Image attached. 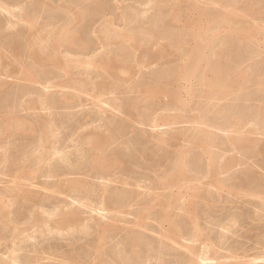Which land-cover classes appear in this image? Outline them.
<instances>
[{
    "label": "bare ground",
    "instance_id": "6f19581e",
    "mask_svg": "<svg viewBox=\"0 0 264 264\" xmlns=\"http://www.w3.org/2000/svg\"><path fill=\"white\" fill-rule=\"evenodd\" d=\"M60 1L59 7L57 1L54 3L56 9L48 8L49 13H61L58 22L53 18L43 25L39 20L49 10L44 12L43 8L44 13L39 14L37 4L29 7L26 0L24 8L17 2L13 5L10 0H0L1 15L11 19H6V26L0 22L2 32L17 27L15 19L25 26L21 35L9 30L14 38L0 42V68L11 67L12 60L6 65L3 62L9 57L21 65L11 73L15 68L8 69L6 80H0V185L4 186L0 188V264H264V176L254 178L260 175L259 170L264 172V162H248L241 178L231 172L244 166L246 161L242 160L247 159L237 157L242 151L264 156V140L257 138H264V74L257 67L259 76L263 74L256 82L259 91L247 95L246 88L253 83L248 69L255 65L242 68L240 53V62L232 66L233 54L229 55L234 39L256 41L258 49L252 48L264 64V24L248 23L261 18L263 0H251L260 6L256 11L249 0L240 9V0H135L136 5L148 9L125 5L124 11L121 6V25L101 0H91L96 5L90 4L93 8L86 10L81 5L89 0H78L82 4ZM47 4L43 1L40 5ZM215 6L221 7L220 11ZM17 7L19 14L13 10ZM150 9L170 20L164 24V16H157L153 23L149 21L151 27H144V18L151 14L141 17L144 24L139 16ZM94 14L98 18L92 16L95 20L89 18L93 22L87 24L86 16ZM162 23L158 34L155 29ZM221 30L226 37L221 35L220 40ZM89 32L97 37L98 44L95 38L92 41L100 49L86 41ZM188 38L193 42L190 46ZM216 42L218 46L212 47ZM19 44L22 52L17 49ZM114 45L118 49L114 52L113 48L112 53ZM250 47L244 53L254 55ZM172 60L176 67L161 68L169 62L174 65ZM154 65L161 70L154 76L148 71L153 82L137 83L139 70L153 69ZM7 79L18 81L13 85L20 90L24 84L40 88L29 87L20 96L15 94L20 90L14 93L18 86L12 90ZM117 84L127 86L124 90L135 97L123 100L125 104L120 102L124 96H116ZM234 93L247 101L243 104L246 107L225 104L226 109L219 108V102L231 101ZM27 95L31 97L24 98ZM258 95L262 98L257 99ZM10 100L21 109L15 110L14 104L9 110ZM248 101L260 105L251 109L256 105L251 103L254 107L248 108ZM89 105L88 112L85 107ZM222 114L225 117L220 122ZM136 125L139 130L141 126L161 132L147 135L148 130L142 128L135 133ZM181 125H191L192 132L188 129L191 133L186 134V127H177ZM167 129L173 132L169 134ZM170 148L176 150L174 159L171 156L172 167L157 173V180L146 178L144 172H151L155 163L159 171L162 169L161 161ZM15 149L17 157L13 158ZM233 152L236 155L226 157ZM139 170H146L143 176ZM229 172L235 177L223 179ZM233 199L242 200L253 210L244 216L249 210L243 211L240 203L242 209L235 207L242 214L227 215L229 208L224 216V207ZM217 208L225 209L222 215ZM216 210L219 219L214 220ZM203 222L212 228L207 231ZM243 227L248 228L244 233H251L245 234L249 237L244 240L256 234L254 245L245 242V247L236 241L242 237ZM89 235L94 240L86 242ZM56 240L66 241L68 247L69 241L71 245L82 242L83 246L76 249V244L69 252Z\"/></svg>",
    "mask_w": 264,
    "mask_h": 264
},
{
    "label": "rangeland",
    "instance_id": "374dc122",
    "mask_svg": "<svg viewBox=\"0 0 264 264\" xmlns=\"http://www.w3.org/2000/svg\"><path fill=\"white\" fill-rule=\"evenodd\" d=\"M10 1H11V3H13V5H14V2H17V3H15V4H18L19 6L22 5L23 8H24V5H25L24 2H25V0H24V2H23L22 0H17V1H15V0H10ZM13 1H14V2H13ZM30 1H31V2H30ZM32 1L35 2V3H33ZM41 1H42V0H41ZM41 1H39V0H37V1H36V0H26L25 3H26V5L29 6V7H31V6H30L31 4H37V6H38L37 8H38L39 11H40V13L38 12L39 14H43L44 12L48 11V10H49V9H48L49 7H50V10H51V7H54L53 9H56V7L61 3L60 0H55V1H54V0H52V1L50 0L51 2H50L49 0H46V1L43 0L46 4L49 2V3L47 4L48 6L46 5L47 7H46V6L44 7V5H40V4L43 2V1H42V2H41ZM47 1H48V2H47ZM53 1H54V3L57 1V2L55 3V5L57 4V6H54ZM58 1H59V2H58ZM68 1H69V2H72V1H73V2H74L75 0H68ZM107 1H108V2H107ZM107 1H106V0H101V1H99V2H104L105 4H104V3H103V4L106 6L105 8L108 9V7H109L108 10H109L111 13L113 12V18H117V19L115 20V22H116L117 20H119V21L121 22V23H120L119 21H117V25H121V24H122V21H121L122 16H121V15H122V13L126 10L127 7H129V6H135V7H137L138 9H140L141 11H145V10H142V9H148V8H146V7H144V6H143V7H139L138 4L136 5V4H135V0H131V1L128 0V2H127V0H125V2H124V0H121L120 3L122 2V4H121V5L119 4L120 6L118 5L119 0H107ZM116 1H118V2H116ZM190 1H191V0H190ZM246 1H247V0H242V2H245V3H241V0H240V3H241V4L239 3V5H237V8H238V9L243 8L245 5H247V3L249 4V2H252V4H254V5H252L254 11H256V10H258V9L260 8V6L258 7L257 4H255L253 1L249 0V1H247V3H246ZM18 2H19V3H18ZM20 2H22V3H20ZM37 2H38V3H37ZM80 2H81V3H80ZM86 2L89 3V4H86ZM110 2H111V3H110ZM114 2H116V4H115ZM133 2H134V4H133ZM187 2H189V0H187ZM30 3H31V4H30ZM51 3H53V4H51ZM58 3H59V4H58ZM75 3H76V4H77V3H78V4H82V1H79V2H78V0H76ZM75 3H74V4H75ZM84 3L86 4L87 8H86V6H84V5H85ZM107 3H108V5H107ZM112 3H113V4H112ZM127 3H128V4H127ZM131 3H132L133 5H132ZM38 4H39V5H38ZM50 4L53 5V6H51ZM61 4H62V3H61ZM61 4H60V5H61ZM83 4H84V5H81L82 7H81V6H80V7L83 8V9H85V10H86V9H89V8L91 7L90 4H92L94 7H95V5H96V4L94 5V3H93L91 0H89V1H84ZM129 4H130V5H129ZM242 4H243L244 6H243ZM263 4H264V0H263ZM49 5H50V6H49ZM60 5H59V6H60ZM116 5H117L118 7H117ZM125 5H126L127 7H125ZM16 6H17V5H16ZM39 6H40V8H39ZM59 6H58V7H59ZM93 6H92L91 8H93ZM110 6H111V7H110ZM113 6H115V7H113ZM121 6H122V8H123V6H124V8H125L124 11H123V9L121 8ZM201 6L204 7L205 5H202V4H201ZM254 6H255V8H254ZM41 7H42V8H41ZM84 7H85V8H84ZM116 7H117V8H116ZM217 7H218V6H215V9H216ZM25 8H26V6H25ZM27 8H28V7H27ZM43 8H44V12H43ZM46 8H47V9H46ZM111 8H112V11L110 10ZM114 8H116V9L114 10ZM118 8L121 9V10L118 11ZM38 9H37V11H38ZM41 9H42V10H41ZM220 9H221V7H218V8H217V11H220ZM13 10H14V12H15L16 10H18V11L15 12V14H19V13L21 12V9H19L18 7H17V8H13ZM19 10H20V11H19ZM45 10H46V11H45ZM50 10L47 12L48 14H47V13H44L45 15H44V14L42 15L43 18H41V19L39 20L41 24H42V23H43V25L46 24V23L48 22V20H52V21H54L55 18H57V19H55L54 22H55V23L58 22V18H60L59 14L61 15V13H58V12H54V13L51 12V13H49ZM116 10H117V11H116ZM115 11L117 12V14H115ZM149 11H150V13L147 12V13L144 14V15H143V13H141L142 15L139 16V17H140V23L143 22V23H141V24H144V23H145V20H144V19H146V23H145L146 25L144 24L143 26H144V27H147V28H148V27H151V26H149V24H150L151 22L153 23V20L157 19V16H160L161 18L164 16V15H162V16L159 15L160 13H159V11L156 10V9H152V10L150 9ZM154 11H155V12H154ZM18 12H19V13H18ZM41 12H42V13H41ZM120 12H121V13H120ZM156 12H157V13H156ZM158 13H159V14H158ZM238 13H239L240 16H242V12L238 11ZM49 14H51V17H50ZM55 14H56V16H55ZM57 14H58V15H57ZM149 14H151V15H149ZM262 14H263V16H262ZM46 15H47L48 18L46 17ZM48 15H49V16H48ZM63 15H65V14H62V17H63ZM116 15H118L119 17L116 16ZM145 15H146V16H145ZM147 15H149V16L147 17ZM185 15H186V14H185ZM54 16H55V17H54ZM57 16H58V17H57ZM92 16L96 17L95 19L98 18L97 16H95V14H94V15H91V17H90L89 15H87V16H86V17H87V20H86V23H87V24H88V23H92V22L95 20ZM115 16H116V17H115ZM150 16H152V17H150ZM154 16H155V17H154ZM260 16H261V18L259 17L258 21H257V20H256V21H255V20L253 21V20L251 19L250 21L248 20V23L251 24V26L254 25V24H255V25H256V24H259L260 22H262L261 24H264V23H263V22H264V10H263V13H261ZM4 17H5V19H4ZM8 17H9V16H8V15H5V13H3V14L1 15V12H0V19H1L0 22H1L2 24H4V22H5V24H4L5 26H6V22H7V20H8V19L11 20L10 17H9V18H8ZM141 17H142V18H143V17H147V18H144V19H143L144 21H143ZM160 17H158V18L161 19ZM164 17H166V16H164ZM164 17L162 18V20L164 19L163 21H165V22H163V23H164V24H167V23H168V20H170V18H167V17L164 18ZM192 17H193V16H192ZM51 18H52V19H51ZM53 18H54V19H53ZM89 18H91L93 21L91 20V21H92V22H91ZM120 18H121V19H120ZM148 18H149V19H148ZM152 18H154V19L152 20ZM193 18H194V17H193ZM6 19H7V20H6ZM44 19H45V20H44ZM261 19H262V20H261ZM15 20H16V19H15ZM15 20H13V21L16 23L15 25H17V27L14 26L13 29L11 28L12 30H11V29H9V30H10V31H13V32H16V33H14V34H16V35H18V33H19V35H21V34L23 33V31L25 30V26H24L21 22H17V21H15ZM151 20H152V21H151ZM45 21H46V23H44ZM87 21H88V22H87ZM147 21H148V22L151 21V22L148 23ZM255 22H256V23H255ZM258 22H259V23H258ZM1 23H0V31H1V33H0V42L2 41V43H4V41H5V42L7 41V38H8V39H11V38H14V37H11V36L13 35V32H9V30H7L8 32L6 33V30L3 29V31H4L5 34L2 32V27H3V25H2ZM100 23H101V22H100ZM119 23H120V24H119ZM147 23H148V24H147ZM163 23L159 25L160 27L158 26L159 29H158V28L155 29L156 32H157L158 34H159V32H160L162 26H164ZM248 23H247V24H248ZM19 24H22L23 26H22V25H19ZM98 24H99V23H98ZM249 24H248V25H249ZM151 25H152V24H151ZM5 26H4V28H5ZM97 26H98V25H97ZM249 26H250V25H249ZM251 26H250V27H251ZM18 27H19V28H18ZM21 27L24 28V30H23ZM42 27H43V26H42ZM21 29H22V30H21ZM180 29H181V28H180ZM180 29H179V30H180ZM221 31H222V34L220 33V36L222 35V36L224 37V39H225V37H226V33L224 32V30H221ZM21 32H22V33H21ZM160 33H161V32H160ZM3 34H4L5 36H4ZM6 34H7V36H6ZM11 34H12V35H11ZM91 34H92V33L89 32V35H90V36L88 35V33L85 35V39H86V41L89 40V41H88L89 44H91L92 42H94V41H92L94 38H95V39H94L95 41L97 40V37H96L94 34H92V35H91ZM86 36H87V37H86ZM94 36H95V37H94ZM222 36H221V37L218 36V38L221 40ZM9 37H10V38H9ZM36 37H38V36H36ZM89 37H92V38H90L91 40L89 39ZM5 38H6V39H5ZM219 39H218V41H220ZM188 40H189V43L192 42V41L190 42V39H189V38H188ZM230 40H231V38H230ZM90 41H91V42H90ZM233 41H236V42L233 43L234 46H231V47H232V48H231L232 51H230V50H229V51L232 52V53L229 52V55H230V54H233V55H232V58H234V59H233V60L231 59L232 61L230 60V63H231V65H232V63L236 65L237 63H239L240 61H242V62H244V63H243L244 65L242 64V62L239 63V64H241L242 68H243V67H244V68L246 67V69L249 68V67L252 68V66L255 65V68L253 67L254 69H253V68H252V69H248V70H250V73H251V77H252V81H253V83L250 82V83H252V84H250V83L248 84V86H247V88H246V91H248V92H247V93H248L247 95H249V92H250V93L252 92V94H253V92H256V93H254V94L257 95V90L259 91V89H258L259 86H258L257 83L260 81L261 76L264 74V72L262 71V70H264V66H260L261 64L264 65V64H263V61L261 62V57L258 56L257 53H256V51H255L256 49H258V47H256L257 45H256V46H254V45L257 44V43H256V41H255V42H254V41H242V43H241V41H238V40H236V39H234ZM17 42H19V41H17ZM164 42H166V41H162L163 44H164ZM251 42H253L254 44L252 45ZM94 43H95V44H94ZM94 43H92L91 45H92V46H94V45L97 46V45H96V42H94ZM98 43H99V42H98V40H97V44H98ZM168 43H169V42L167 41V43H165V44H168ZM189 43H188V46L192 45L193 42H192L191 44H189ZM237 43H238V44H237ZM216 44H217V46H218V42H216L215 44L212 45V47H215L214 45H216ZM241 44H243V45H241ZM238 45H240V47H239ZM246 45H247L248 47L251 46L250 48L254 47L255 50L252 48V50H253L254 53H255L254 55L251 54V52H250L251 55H250V54H246V53H244L245 48H247ZM17 46H18V47H19V46L21 47V49H20V47L17 48V49H19L18 51L21 50L20 52H22L23 49H24V48H23V45L21 46V44H19V45H17ZM89 46H90V45H89ZM241 46H242L243 48H241ZM99 47H100V45H98V46L95 47V48L100 49ZM115 47H117V46H116V45L112 46L110 52L113 53V51H112L113 48L115 49V50L113 49L114 52L118 49V48H115ZM233 47H234V48L236 47L235 50H234ZM22 48H23V49H22ZM25 49H26V48H25ZM186 49H187V48H186ZM239 49H240L241 51H240ZM236 50H237V51H236ZM252 50H251V51H252ZM15 51H16V50H15ZM18 51H16V52H18ZM234 51H236V53H235ZM128 52L130 53V51H128ZM207 52H208V53H207ZM206 53L209 55V53H212V52H210V51H206ZM238 53H239V54H238ZM240 53H241L243 56H242ZM252 53H253V52H252ZM25 54H26V53H25ZM110 54H111V53H110ZM235 54H237L238 56H237V55L235 56ZM210 55H211V54H210ZM247 55H248V56H247ZM234 56H235V57H234ZM239 56H240V58H241V56H242L243 58H246V59H243V58H242V59H239ZM245 56H246V57H245ZM237 57H238V58H237ZM247 57H248V58H247ZM11 58H12V59H11ZM5 59H6L7 61H6ZM5 59L3 58V62H5V65H6V62H7V64H8V62H11V63H12V61H13V64H10V63H9V65H11V67L9 66L8 69H10V70H11V69H14V68H15V69L10 71V70H8L7 68H6L5 70L3 69V67L0 68V71H1V74H0L1 76H0V78H2V79H0L1 81L5 79V73L7 72V70L10 71V73H11L12 71H16V70H20V69H21V65H19L18 61H15L16 59L14 60L13 57H9V59H8V58H5ZM26 59H27V57L25 56V62H26V64H27V63H29V61H27ZM236 59H237V60H236ZM238 59H239L240 61H239ZM249 59H250V60H249ZM4 60H5V61H4ZM11 60H12V61H11ZM246 60H247V62H246ZM259 60H260V61H259ZM172 61H173V60H172ZM238 61H239V62H238ZM257 61H259V64L257 63V65H256L255 62H257ZM15 62H16V65L18 64L17 68L15 67V64H14ZM173 62L175 63V61H173ZM173 62H172V63H173ZM235 62H236V63H235ZM245 62H246V63H245ZM0 63H1V62H0ZM176 64H177V63H175V64L173 65V64H171V63L169 62L168 64H166V66L161 67V68H162V69H163V68H165V69H168V68H169V69L171 70V69H173L174 67H176ZM239 64H238V65H239ZM0 65L2 66V64H0ZM12 65H13L14 67H13ZM27 65H28V64H27ZM169 65H171L172 67L169 66ZM235 65H234V66H235ZM1 66H0V67H1ZM232 66H233V65H232ZM236 66H237V65H236ZM259 66H260V67H259ZM152 67H153V69L148 68V70L145 69V71H142V72H144L145 77H142V76H143V73L141 72V70H139L138 75L141 73L142 76H141V74H140V77L137 75L136 77H137L138 79L135 77L136 82H137V83H141V82H142V83H143V82L148 83V80H149V83H152V82H153V81H152V80H153V76L155 75V73H156L157 71L161 70V68L159 69L160 66H157V65L155 66V65H154V66H152ZM167 67H168V68H167ZM170 67H171V68H170ZM257 67H258V69L260 70V72L263 73V74H261V76H259L260 73H257V72H256ZM262 67H263V68H262ZM1 69H2V70H1ZM158 69H159V70H158ZM258 69H257V71L259 72ZM3 70H4L5 72H4ZM80 70L82 71V70H84V69H80ZM142 70H144V69H142ZM152 70H153V71H152ZM155 70H156V71H155ZM252 70H253V73H254V70H255L254 75H255V74H256V75L258 74V75H257L258 77H257L256 75H255V76L252 75ZM91 71H94V70H91ZM148 71H150V73H152L153 76L150 75V73H148ZM2 72H3V73H2ZM96 72H97V71H96ZM154 72H155V73H154ZM92 74H93V72H92ZM95 74H97V73H94L93 76H96ZM2 75H3V76H2ZM146 76H147V78H146ZM3 77H4V78H3ZM151 77H152V78H151ZM140 78H141L143 81L140 80ZM144 78H146L147 80L144 79ZM253 78H255L256 80H254ZM258 78H259V79H258ZM5 80H6V79H5ZM7 81H8L9 83H11V84H9V85H11V86H10L11 89H12L13 87L18 86V85H15V84H17V82H18V81H16V80L13 81V79H11V80H10V79H7ZM10 81H11V82H10ZM138 81H141V82H138ZM254 81H255V83H256V82H257V83L255 84ZM13 82L15 83L14 85H13ZM20 84H21V82H20ZM22 84H23V83H22ZM118 84H119V83H118ZM118 84H117V86H118L119 89H117V91H116V93H117L116 96H118L119 99H121L122 96H124V97L122 98L121 101L119 100L120 102H123V100H124L125 102H127L126 99H129V100H130L131 98L135 97L134 94H133V95H132V94H129V93L127 94V91L124 90V89L127 88V86L124 87L125 85H121V86H120V85H118ZM253 84H254V87H252ZM25 85H26V86H25ZM197 85H198V84H197ZM255 86H257V87H255ZM22 87H23L22 90H20V87H19V86H18V88L16 87L14 93L16 92V89H18V90H20V91H19V92L17 91L15 94H18V93H19V95L21 96V91L23 92V90H25V91H24V93H25V92H27V91L29 90V89H28L29 87L32 88V89H33V88H34V89H37L39 86L36 85V86L33 87V86L29 85V84H24V86H22ZM36 87H37V88H36ZM123 87H124V88H123ZM196 87H197V86H195V89H196ZM249 87H250V88H249ZM251 87H252V88H251ZM25 88H26V89H25ZM39 88H40V87H39ZM120 88H121V89L123 88V89L120 90ZM254 88H255V89H254ZM197 89H198V87H197ZM248 89H249V90H248ZM251 89H252V90H251ZM12 90H14V89H12ZM30 90H31V89H30ZM39 90H40V89H39ZM118 91H119V92H118ZM121 91H122V92L124 91V93L122 94ZM120 94H121V96H119ZM125 94H126V96H125ZM258 94H260V93H258ZM127 95L130 96V97H127ZM235 95H236V93H234V99L231 97V101L223 100V101L219 102V105H220L219 108L222 107V109H226L228 106H230V107L235 106L234 108H236V106H238V105H239L240 108H241L242 106L246 107V105H243V104H244V103L246 104L247 101L245 102V101H244V98L241 97L240 95H239V96H238V95L235 96ZM28 96H30V95H27V96H25L24 98H28ZM232 96H233V95H232ZM30 97H31V96H30ZM32 97H33V98H36V96H35L34 94H33ZM126 97H127V98H126ZM235 97H239V100H238L237 98H236V99H237V100H236ZM256 97H257V99H258V98H262V96H259V95L256 96ZM256 97H255V98H256ZM2 99H3V98H0V103H2ZM241 99H243V101H241ZM235 100H236V101H235ZM224 101H225V102H224ZM239 101H241V102H239ZM14 102H15V100H10L9 103L11 104V106L8 105V106H9L8 109H9V110H11V108H12V110H13L14 108H15V110H16V109H21V108H18V105H16V102H15V103H14ZM227 102H228V103H227ZM233 102H235L236 104H235V103H234V105H233V104H230V103H233ZM237 102H238V103H237ZM248 102H249L248 104L253 103L254 105H256V107H254L253 104H251V105H248V104H247V107H248V108H249V106H250V108H251V106L254 107V108H251V109L258 108L257 106L260 105L259 102L256 103L255 101H251V102L248 101ZM123 103H124V102H123ZM193 103H194V102H193ZM220 103H221V104H220ZM14 104H15L16 107L13 106ZM124 104H125V103H124ZM153 104H154V103H153ZM155 104H156V106H159V105H157V103H155ZM217 104H218V103H217ZM225 104H229V105H228V106L226 105V108H224V107H225ZM90 105H91V104H90ZM90 105H89V107H88V106L85 107V110H88V108L90 109V107H91ZM151 105H152V104H151ZM231 105H232V106H231ZM1 106H2V105H0V107H1ZM12 106H13L14 108H13ZM154 106H155V105H154ZM154 106H152V107L155 108V109H158V107L156 108V106H155V107H154ZM193 106H194V105H193ZM194 107H195V106H194ZM194 107H193V108H194ZM244 107H242V108H244ZM237 108H238V107H237ZM58 111H59V110H57V111H55V112L58 113ZM62 112H63V113H64V112H67V110H61L60 113H62ZM88 112H89V110H88ZM23 113H24V115L26 114L25 112H23ZM224 114L227 115L226 113H224ZM210 115H211V114H209V117H210ZM222 115H223V114H222ZM212 116H213V115H212ZM220 117H221V115H219L217 118H220ZM223 117H225V116L223 115V116L221 117L222 119H221V120L219 119L220 122H222ZM219 120H218V121H219ZM223 122H224V121H223ZM137 126H139V125H136V127H137ZM182 126H183V125H181V126H177V127H180L181 130H183V129L186 127V128L184 129V131H186V132L188 131V129L191 130V128H192L191 125H190V126L188 125L189 127H188L187 125H186V126L184 125V127H182ZM136 127H135V128H136ZM177 127H175V129H176ZM139 128H140V130L138 129V127L136 128L137 130L135 129V130H136L135 133H139L140 131L142 132L143 129H144V130H145V129L148 130V132H146L147 130H145L146 134L148 133L147 135H151V134H153V133H154L153 135H156V134H158V132H159V133L161 132V131L152 132L153 130L150 129V128H147V127H142V128H143V129H142L141 126H140ZM180 128H178V129H180ZM138 130H139V131H138ZM168 130H169V131H168ZM137 131H138V132H137ZM149 131H150V132H149ZM167 131H168L169 134H170V132H173L172 129H167ZM177 131H179V130H177ZM184 131H183V132H184ZM174 132H175V131H174ZM191 132H192V130H191ZM191 132L188 131V133H186V134H189V133H191ZM217 133H218L219 136H221V137H226L225 134L222 133V132H220V133L217 132ZM221 133H222V135H221ZM166 134H167V132H166ZM132 135H133V134H132ZM257 138H260V139L264 140V138H262L261 136H259V137H257ZM18 140H19V141H18ZM18 140H17V141H18V142L20 143V145H21V143H22V142H20L21 139H18ZM23 142H26V140H24ZM15 144H17V143H15ZM17 145L20 146L19 144H17ZM186 145H187V144H186ZM17 150H18V149H17ZM17 150L15 149L13 152H11V154L13 153V154H12V155H13V156H12L13 158H16V157H17V155H16V153L18 152ZM171 151H173L172 154H171ZM252 151H253V150H249V151H246V150H245L246 154H245L244 151H242L241 154H238L237 157H238L239 160L241 159V158H239V157H242V159L245 158V159H247V160H242V159H241V160H242V163H243V161H246V162L243 163L244 166H243V165H242L243 167H241V165H240V166H237L236 168L233 169L235 172H234L233 170L231 171L234 175H235V174L237 175L236 177H238V176H240V175H241L240 178L243 177V175H242L243 173H241V171L243 172V170H245V168L247 167L246 164H247L248 162L250 163V164H248V165H252V162H253V164H254V163L257 164V162H260V164H261V163H262L261 160L264 162V160H263L264 156H263V155L258 156V154H256V152H254V151L252 152ZM174 152H176V150L173 149V148H172V149L170 148L169 153H168V154L165 156V158H164L165 160L163 159V160L161 161V165H164V166H165V167L163 166L164 168L161 166L162 169L159 171V169H157V167H156V165H157L158 163H155V165L153 166V168H154V170H156V174L154 175L155 172L153 171V168H152V167H149V168H152L151 172L149 171L150 169H149L148 171L144 170V171H146V172H144V171L142 170V172L145 173L144 176H145V177H146V176H147V177H148V176H151V177H153L155 180H157V176H159V175H157V173H159V174H163L164 171L167 170L168 165H169V168L172 167V164H173V163H170V161H173V159H174V156H175V153H174ZM247 152H248V153H247ZM251 152H252V153H251ZM173 153H174V155H173ZM254 153H255V154H254ZM18 154H19V153H18ZM250 154H251V155L253 154V159H252V158L250 159V157H249V156H251ZM227 155H228V156H227ZM227 155H226V157H230V155L233 156V155H236V154L233 152L232 154L230 153V154H227ZM243 155H244L245 157H244ZM256 155H257V156H256ZM15 156H16V157H15ZM171 156H172L173 159H171ZM254 156H255V157H254ZM251 157H252V156H251ZM166 160L169 161V162H168L169 164H167V161H166ZM241 160H240V161H241ZM248 160H249V161H248ZM257 160H259V161H257ZM163 161H165V162H163ZM255 161H256V162H255ZM262 164H263V163H262ZM239 167H240V168H239ZM169 168H168V169H169ZM163 169H164V170H163ZM235 169H236V170H235ZM152 171L154 172L153 174H152ZM259 171H260V175H259ZM259 171L257 172L259 176H258V177H257L256 175L254 176V178H255V179L258 178V180H259L260 178H263V176H264V172H263L262 170H259ZM138 172H139L138 174H141V173H142L141 170H139ZM161 172H162V173H161ZM236 172H239L240 174H239V173H236ZM262 172H263V173H262ZM144 173H143V174H144ZM232 173L229 172L228 175H225V176L222 175V176H223V179H224V177H226L225 179H227L228 177L231 178V176L235 177L234 175H232ZM261 173H262V174H261ZM143 174H141V175L143 176ZM244 174H245V173H244ZM152 175H153V176H152ZM154 176H156V177H154ZM222 176H220V177H222ZM260 176H261V177H260ZM147 177H146V178H147ZM151 177H150V178H151ZM153 178H151V179H149V180H151L152 182H153V181L155 182V180H154ZM152 179H153V180H152ZM263 179H264V178H263ZM255 181H256V180H255ZM256 182H257V181H256ZM258 182H259V181H258ZM0 186H1L0 188L4 187V186H2V184H1ZM234 199H235V198H234ZM234 199H233V201L230 202V204H234V202H235V200H236L237 198H236L235 200H234ZM231 200H232V199H231ZM237 201H238V203H237ZM237 201L235 202V205H231V207L229 206V205H230L229 203H227V204H229V205L226 204V207H227V208L223 206L226 210H225L224 208H223V210H221L220 208H219V209L217 208V209L220 210V211H219L220 214H221V212H223V211L225 210V211H224L225 214H224V212H223V215H224V216L227 214L229 208H231V210H232L233 206H234V209H233L232 211L230 210L229 213H228L227 215H229V214H231V213H232V214H233V213H241L242 205H243V207H244L243 211L247 212V209L249 210V211L247 212V214H245L244 216L248 215V213H250L251 210H253V208L250 209V206H251V205H250V206H249V205H246L245 203L242 202V200L240 201L239 199H238ZM252 201H255V200H252ZM240 203H242V205H241ZM236 204H237V205H236ZM238 204H239V205H238ZM244 205H246V206H244ZM235 206H237V208H241V209L239 210V209H237ZM245 207H246V208H245ZM235 208H236V209H235ZM218 210H216L217 212H214L215 214L212 215L213 217L215 216V217H214V220L219 219V218L216 217V215L218 216ZM236 210H237V211H236ZM235 211H236V212H235ZM243 211H242V212H243ZM230 212H231V213H230ZM220 214H219V216H220L221 218L224 217V216H221L222 214H221V215H220ZM241 214H242V213H241ZM243 214H244V213H243ZM227 215H226V216H227ZM132 218H133V217H129V219H132ZM215 218H217V219H215ZM221 218H220V219H221ZM211 219H212V217H211ZM246 220H247V219H246ZM247 221L251 222L250 220H247ZM247 221H245V222H247ZM246 224L249 225L248 222H247ZM203 225H204V227H205V229H206L207 231H209V230L212 228L211 225H207V224H205V222H203ZM255 226H257V228H258V226H259V227H262L263 225L261 226V225H256V224H255ZM246 227H248V226H246ZM246 227H243V229H242V231H241V233H242V234H241L242 237H241V238H240V237H237V239L235 238L237 242L239 241L240 243L244 244L245 247L247 246L246 243H248L249 246L254 245V242L256 243V240H255L256 234H254V233H253V234H254L253 236H255V237L252 236L253 240H251V239H252L251 237H250V239H249V238L247 239V240H251V242H249V241L247 242V240H244V239H243V238L246 239V238L249 237L250 234H251V233H248L249 236L246 237L245 234H247V233H244V231L247 232V229H248V228L246 229ZM208 228H209V229H208ZM255 229H256V228H255ZM256 230H257V229H256ZM248 234H247V235H248ZM94 235H95V234H93V236H94ZM91 236H92V235H91ZM93 236H92V238H91L90 235H89V236L87 237L88 239L86 238V239H87L86 242H87L88 240H90V239H91L90 241H93V240H94V239H93ZM121 236H122V237H121ZM243 236H244V237H243ZM119 237L123 239V235L120 234ZM94 238H95V237H94ZM120 238H119V239H120ZM256 239H257V238H256ZM115 241H116V240H115ZM252 241H254V242H252ZM59 242H60V244L62 243L61 245L65 247V248L63 247L64 250H68V251L70 252V250L72 251L76 244L79 246V247H78V246L76 245V249H77V248H80V247H81V244H82V246H83V243H85V239H84V241H82L83 243H82V242H80V243H76V244H73V243H72L73 245H71V244H70L71 242L69 241L67 244H69V246H71V247H68V245H66V241H62V242H61V241H58V242H57V240L55 241V243H58V244H59ZM88 242H89V241H88ZM245 242H246V243H245ZM45 244H48V242H47V243L45 242ZM63 244H64V245H63ZM112 244H113V243H112ZM112 244H110V246H111ZM250 244H251V245H250ZM84 245H85V246L82 247V248L85 249V248H86V243H85ZM110 246H108V248H109ZM247 247H248V246H247ZM82 248H80V249H82ZM64 250H63V251H64ZM78 250H79V249H78ZM68 251H67V252H68Z\"/></svg>",
    "mask_w": 264,
    "mask_h": 264
}]
</instances>
